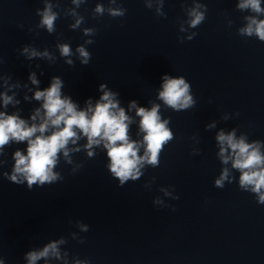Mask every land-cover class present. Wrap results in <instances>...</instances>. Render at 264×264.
I'll return each instance as SVG.
<instances>
[{"label": "clouds", "instance_id": "1", "mask_svg": "<svg viewBox=\"0 0 264 264\" xmlns=\"http://www.w3.org/2000/svg\"><path fill=\"white\" fill-rule=\"evenodd\" d=\"M85 3L87 0H71L72 7L57 11L56 9H60L58 0L55 3L53 0H43V8L36 10L39 22L35 28L28 29L36 35H39L38 29L53 34L57 31L56 21L60 18L61 11L65 17H71L73 22L69 28L73 31L80 30L86 39L73 50L69 42H61L58 36L55 48L69 66H74L76 60L86 66L92 58L87 46L95 42L93 38L97 34V29L82 27L85 24V17L78 9ZM143 3L147 9L154 10L156 16L166 18L163 11L165 0H143ZM235 7L241 13H249L242 17L244 23L237 29V35L255 37L264 42L262 0H236ZM182 8L186 19L180 21L179 32L186 35L178 37L180 43L185 40L191 41L197 36L198 33L190 29L198 28L206 20L208 11L206 4L200 0H191V6L182 5ZM126 12L127 9L121 6L120 0H108V7L103 3H96L92 9V16L95 19L107 14L115 19L124 17ZM232 23L229 19L228 25L231 26ZM18 27L23 28L24 25ZM19 54L28 61L40 59L51 64L57 60L56 55L47 48L41 51L30 44L19 49ZM3 63L4 60L0 58V64ZM36 67L40 68V65L37 64ZM40 75H44L43 71ZM161 80L156 99L149 101L150 107L138 106L136 100H131L126 110L120 104L119 93L111 90L106 83H100L98 86L101 93L99 99L93 103L89 97L85 100V106L81 108L70 95L63 92L64 81L59 76H52L49 86L41 89V82L35 71L29 72V83L13 81L11 75L0 74L2 89L0 108L3 109L0 110V168L7 164V160L2 158L7 147L13 143L26 144V148H17L12 153L14 163L11 171L3 172V177L16 185L26 183L29 190H32L33 186L52 185L64 179L61 172L56 170L61 160L71 165L72 173L75 174L83 167V163L75 161L73 156L83 152L86 158L93 159L99 149L106 153L108 160L106 168L118 181L119 187H123L129 181L139 180L144 176L146 168L160 166L165 147L175 139V134L169 126L171 118L162 115V107L164 110L180 112L192 109L197 103L192 94V86L184 76L165 74ZM21 88L27 90L23 97L25 101L39 102V107L34 108L27 119L22 117L21 110L17 107L21 101L16 98V90ZM10 105L16 110L9 114L7 109ZM133 110L135 117L139 118L136 133L139 139H133L131 135V126L137 122L128 114ZM235 115L239 116V113ZM230 118L227 113L222 116L224 120ZM213 128H216L215 121L205 126L206 131ZM237 133V128L229 131L220 129L215 135L218 149L216 157L222 167L218 178L214 180V187L223 189L226 183L237 182L240 191L253 194L257 204L264 205V141L250 140L245 132L239 135ZM192 139L195 144H199L197 137L194 136ZM81 141L85 142L80 143ZM192 154L200 155V149L193 147ZM234 172L239 173L238 181ZM155 181L156 177L153 176L144 187L150 190ZM159 191L163 197L179 199L174 194V186L160 187ZM163 197L156 196L153 205L171 207L165 203ZM69 223L73 222L69 220ZM75 227L79 233L89 231V225L81 221H76ZM78 232L70 233L71 238L84 243V238ZM67 242V239L61 236L41 248L28 251L24 259L27 264H38L41 260L45 264L52 261L59 264H91L87 258L72 256L70 259L69 252L63 248ZM0 264H5L2 257Z\"/></svg>", "mask_w": 264, "mask_h": 264}, {"label": "water", "instance_id": "2", "mask_svg": "<svg viewBox=\"0 0 264 264\" xmlns=\"http://www.w3.org/2000/svg\"><path fill=\"white\" fill-rule=\"evenodd\" d=\"M58 2L60 9L57 11L72 7L71 0ZM98 2L108 7V0H87L78 9L85 17L82 27L97 29L93 38L95 42L87 46L91 61L84 66L76 60L74 66H69L55 48L58 36L61 42H69L73 50L86 39L80 30L69 28L73 22L71 17H65L61 11L56 21V33L38 29L39 35H36L28 29L35 28L39 22L36 10L43 8V0H0V58L4 60L0 64V74L11 75L13 81L29 83V72L35 71L41 89L49 86L52 76H59L64 81L63 92L68 93L172 64L264 47V42L255 37L237 35V29L244 23L242 17L249 13L236 10V0H200L208 9L206 20L198 28L190 29L198 34L193 40L183 43L178 40L179 36L186 35L179 32L180 21L186 19L182 5L191 6V0H165L163 11L166 18L158 17L154 10L147 9L143 0H120L121 6L127 9L124 17L113 19L105 14L94 19L92 9ZM229 19L233 22L231 26L228 25ZM21 24L23 28L18 27ZM28 44L41 51L47 48L56 55V62L28 61L19 54V49ZM37 64L40 68L36 67ZM41 71L44 75H40ZM16 91V98L21 101L18 106L37 102L24 100L26 89ZM11 108L10 105L8 109Z\"/></svg>", "mask_w": 264, "mask_h": 264}]
</instances>
